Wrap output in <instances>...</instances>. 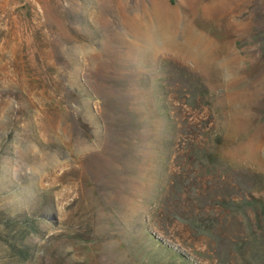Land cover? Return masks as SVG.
<instances>
[{
	"label": "rangeland",
	"instance_id": "374dc122",
	"mask_svg": "<svg viewBox=\"0 0 264 264\" xmlns=\"http://www.w3.org/2000/svg\"><path fill=\"white\" fill-rule=\"evenodd\" d=\"M0 264H264V0H0Z\"/></svg>",
	"mask_w": 264,
	"mask_h": 264
}]
</instances>
